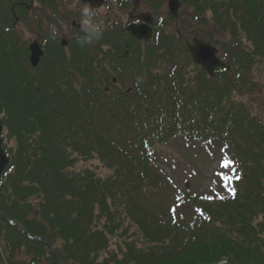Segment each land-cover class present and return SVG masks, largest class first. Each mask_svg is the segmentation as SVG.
I'll use <instances>...</instances> for the list:
<instances>
[{
    "label": "trees",
    "instance_id": "trees-1",
    "mask_svg": "<svg viewBox=\"0 0 264 264\" xmlns=\"http://www.w3.org/2000/svg\"><path fill=\"white\" fill-rule=\"evenodd\" d=\"M180 1L204 27L193 35L218 45L234 73L209 78L189 66L184 40L164 29L132 54L140 42L121 28L110 45L120 56L126 48L132 91L117 94L101 88L111 52L71 45L32 69L0 31L2 141L15 143L2 142L10 165L0 177V264H264V124L232 96L264 68V0ZM183 139L212 154L225 142L236 182L224 193L217 168L215 193L184 187L170 212L161 197L176 186L159 159ZM92 160L109 174L76 169Z\"/></svg>",
    "mask_w": 264,
    "mask_h": 264
},
{
    "label": "rangeland",
    "instance_id": "rangeland-1",
    "mask_svg": "<svg viewBox=\"0 0 264 264\" xmlns=\"http://www.w3.org/2000/svg\"><path fill=\"white\" fill-rule=\"evenodd\" d=\"M164 1V5H162V8L160 9V14L163 17L166 16V13H168L167 6L165 4L166 0ZM140 3V1H138ZM141 4V3H140ZM143 9V5L141 4ZM182 6V5H181ZM179 6V12L177 11L175 17V20H170V23L166 29L169 31H175L180 30L182 31V34L184 37H186V41L189 42L192 37V31L199 30L204 31V27H200L201 24L199 23V17H194L192 14L191 9H187L185 7ZM102 9V8H101ZM125 9H118L114 8L113 12H115V15L117 19L125 20L126 12L129 10ZM103 10V9H102ZM174 15V14H173ZM169 16L173 17L169 14ZM174 18V17H173ZM187 20L189 23L188 27H185V30L181 28V22ZM168 20L166 18L165 22ZM176 21V23H174ZM186 21L184 22L183 26L185 25ZM165 28V24L163 25ZM64 29V28H63ZM22 31V30H21ZM5 32H9L5 31ZM12 33V32H11ZM36 34L28 32L27 34H24L23 38H34ZM182 45V43L180 44ZM185 46V45H184ZM218 48L219 56L221 54L220 47L218 45H215ZM221 57H224L221 55ZM182 63V60H181ZM186 64V63H185ZM193 68L196 69V66L190 65ZM192 67H187V70L190 71ZM232 73L235 71L234 69L231 70ZM253 77L252 80H250V84H248L245 88L241 90L242 94H233V98L238 101H242L245 103V105L248 107V109L252 112V114L255 117H258L259 119H262L264 121V68L262 67H255L251 73ZM0 118L2 119V115H0ZM0 119V123H1ZM3 141H5V145L9 147H13L15 144L11 139H7L4 137ZM186 141L185 144L179 143V145H176L172 143L171 147L166 150V152H163L162 156L164 158L163 164H160L161 169L166 173L168 176H171L173 179V182L177 184V187L184 188V185L186 184L187 187H190L193 191H201L206 192L208 194L211 193L210 187L213 186V173L218 167V160L220 159V156H215L211 153H208V151L205 150V144H198L193 141ZM184 142V140H183ZM91 167L97 174L101 175V177L108 175L109 171H105L104 167L100 166L99 163L96 160H92L86 163H79L78 167H76L77 170L83 168L84 166ZM196 189V190H194ZM175 192L171 191L166 193V199L169 201V203L173 200V195ZM162 201H164L162 199ZM164 206L168 205L167 201H164ZM113 241V240H112ZM114 242V241H113ZM110 248L115 250L114 244L110 243ZM22 254L18 255V257H21ZM23 258L28 260L29 258L23 255ZM46 264V263H43ZM217 264V263H216Z\"/></svg>",
    "mask_w": 264,
    "mask_h": 264
},
{
    "label": "flooded vegetation",
    "instance_id": "flooded-vegetation-1",
    "mask_svg": "<svg viewBox=\"0 0 264 264\" xmlns=\"http://www.w3.org/2000/svg\"><path fill=\"white\" fill-rule=\"evenodd\" d=\"M92 1V0H90ZM99 2L98 7H94L100 18L104 23V35L107 37L112 35L113 30L125 28L130 24H139L145 13L152 15L151 23L152 29L156 26L154 11L145 7L141 0H93ZM143 5V9L141 4ZM5 6L0 7V10L7 12V5L10 3L9 10L14 20L12 22L11 32L24 36L28 32L36 34L32 39L27 38V47L36 44L43 52L42 61L50 57V52L65 51L69 46L80 47L76 41V37L81 35L79 32L80 10L83 4L80 0H0ZM16 8V12L14 9ZM103 10H102V9ZM114 8L125 9L126 19H117ZM147 8V9H146ZM55 23L63 35L61 39L55 41L49 40L47 44L44 43L47 37V25ZM64 28V29H63ZM22 30V31H21ZM89 49L99 50L103 49L102 41L93 42L86 45ZM70 48V47H69ZM68 48V50H69ZM53 55V54H52ZM119 84V82H117Z\"/></svg>",
    "mask_w": 264,
    "mask_h": 264
},
{
    "label": "water",
    "instance_id": "water-1",
    "mask_svg": "<svg viewBox=\"0 0 264 264\" xmlns=\"http://www.w3.org/2000/svg\"><path fill=\"white\" fill-rule=\"evenodd\" d=\"M84 4L89 7H95L99 5V2H94L93 0H81ZM180 6V2L178 0H169L168 7L172 14L176 15L178 11V7ZM147 21L146 19H144ZM127 30L136 38L148 39L151 37V29L145 25H129ZM193 44L189 45V52L192 57V60L196 64H200L206 72L212 76L213 69L215 67H220L223 64L215 57L216 49L212 47L209 43H205L200 41L199 39H192ZM39 54H33L31 56V61L33 64H36ZM2 129L0 123V131ZM8 158L5 156L4 152L1 149V141H0V174L4 171V169L8 165Z\"/></svg>",
    "mask_w": 264,
    "mask_h": 264
},
{
    "label": "clouds",
    "instance_id": "clouds-1",
    "mask_svg": "<svg viewBox=\"0 0 264 264\" xmlns=\"http://www.w3.org/2000/svg\"><path fill=\"white\" fill-rule=\"evenodd\" d=\"M79 32L81 35L76 37V41L81 48L86 45L98 42L104 34L103 19L99 17L97 11L87 5H83L80 10ZM47 37L44 43L47 44L49 40L55 41L63 36L55 23L47 25ZM220 264H228V259L225 257L221 259Z\"/></svg>",
    "mask_w": 264,
    "mask_h": 264
},
{
    "label": "snow or ice",
    "instance_id": "snow-or-ice-1",
    "mask_svg": "<svg viewBox=\"0 0 264 264\" xmlns=\"http://www.w3.org/2000/svg\"><path fill=\"white\" fill-rule=\"evenodd\" d=\"M226 166V165H225Z\"/></svg>",
    "mask_w": 264,
    "mask_h": 264
}]
</instances>
